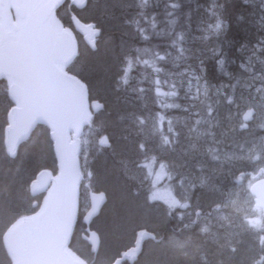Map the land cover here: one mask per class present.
<instances>
[{
  "label": "trees",
  "instance_id": "trees-1",
  "mask_svg": "<svg viewBox=\"0 0 264 264\" xmlns=\"http://www.w3.org/2000/svg\"><path fill=\"white\" fill-rule=\"evenodd\" d=\"M89 6L92 7L91 15L82 11ZM82 9L73 10L82 20L95 21L94 23L101 29V35L95 51L89 50L82 43L79 44L78 54L67 70L86 83L90 102L96 101L101 104V109L96 113H103L106 119L97 121L95 128L98 129L100 136L105 134L109 141L107 146L101 148V152L93 154L88 160H84V156L81 155V160H84L81 165L82 170L90 174V183L92 182L97 190L108 191L112 185L113 187L122 186L129 200L137 197L140 199L144 193L150 191V185L148 186L144 180L134 178L131 174L126 178L120 174L122 170L123 172L127 170L125 162L129 161V157L140 153L135 147L139 142L144 151L149 152L147 153L149 160L153 161L155 157L156 162L165 163L168 169H177L180 178L187 177V197L191 204L188 208L196 209L195 216L205 214L202 204L209 202L215 194L206 186L205 178H203L201 195L196 197L198 171L205 165L206 159L197 158L194 154L187 156L183 150L187 146L186 142L193 140L197 146L206 145L200 142L199 138L195 139L192 136L193 130L198 132L195 126L200 125L199 121L205 108L207 111L209 108L214 111L215 108L211 106L213 101H201L200 95L196 93L190 95L192 99L184 101L186 94L183 95V93L188 91L186 81L189 74L187 73H192L194 82L199 85L202 83V86L206 84L214 86L213 84L216 83L224 87V96L220 102V108L224 107L223 110L220 109L222 113L227 110L228 105L236 102L237 97L240 99L241 95L247 93L244 89H240L239 84L240 80L247 76L248 69L253 68L262 73L264 78L262 67L264 64V19H262L260 0H87ZM56 13L64 25L70 26L67 2H64ZM217 24L220 26L217 27ZM106 26L109 29H106ZM141 28L144 29L143 33L139 31ZM145 35L148 37L147 40L143 39ZM105 40L112 41L111 49L106 53L100 46ZM129 60L131 68L127 63ZM185 66L190 69H186ZM154 67L158 68V72L154 71ZM123 69H127V73ZM175 74L180 77L179 80H182L180 84ZM153 77L163 82L169 80L174 85L171 87L175 89L174 95L169 100L171 107L164 108L166 115L164 119L172 120V124H166L167 120L162 124V143L168 154L157 152L155 136L152 135L151 129L149 127L140 129L134 120L139 117L140 112L146 111L144 114L148 115L156 112V104L153 100ZM205 97L203 95V99ZM11 105L6 83L0 80V219L2 221L8 216L12 217V221L20 215L32 213L35 210L32 201L34 199L39 201L40 197L33 199L29 195L27 189L29 181L41 168H48L53 172L56 170L48 130L42 124L37 125L30 137L18 146L14 157H9L5 153L2 135L7 122L6 113ZM185 108H190L186 117L193 126L190 132L185 131L186 126L181 128L174 122L176 116L187 113L182 112ZM95 120L93 116L91 123L93 124ZM220 121L224 122L222 119ZM217 132L221 140V126ZM236 132L235 127L229 130L227 136L230 147L238 150L241 145L244 147L247 143L256 144L258 147L264 141V121H258L250 132L242 136ZM216 147L219 148L218 145ZM171 150L177 151L173 154V152L169 153ZM245 161L243 158L242 166L247 168L246 171H251L252 174L258 171L255 160H251V164ZM237 163L229 168L231 167V170L236 168L238 172L241 159ZM112 200V205L116 203L112 210L128 207L125 198L122 201L118 197H113ZM112 202L111 198H108L101 213L92 222V228L98 233L108 231L110 234L112 241L105 246L104 254L100 252V249L96 254L90 253L88 245L81 239V234L84 232L81 215L77 216L69 246L88 264L107 263L111 257L118 255L131 243L133 234L138 228H146L154 236L167 235L168 238H159V242L156 240L145 242L136 261L124 264H141L143 260L148 261L149 264H257L255 257H261L260 264H264V242L259 241L258 231L249 230L248 232L249 226L237 227L240 229V238L231 242L226 240L229 245L222 243L223 245L218 247L219 243L213 240L214 223H208L212 226L209 228L207 224L191 221L186 213L180 217L166 215L159 204L149 203L150 201L141 206L140 214L144 216L142 221H134L133 218L125 216L126 218L120 217V220H123H114L112 223L111 214H107L105 218V208ZM180 220L186 223V229L182 228L183 223H180ZM123 228H126L123 231L127 233L124 244L119 231ZM207 230H211V233L207 234ZM102 233L99 234L102 236ZM156 236L155 238H158ZM173 238L177 239L175 243H178L179 247L167 248L163 245L164 242L173 243ZM246 239L251 244L246 245ZM0 264H8L1 246Z\"/></svg>",
  "mask_w": 264,
  "mask_h": 264
},
{
  "label": "water",
  "instance_id": "water-1",
  "mask_svg": "<svg viewBox=\"0 0 264 264\" xmlns=\"http://www.w3.org/2000/svg\"><path fill=\"white\" fill-rule=\"evenodd\" d=\"M65 0H58V7ZM13 0H0V45L5 54L0 56V80L7 86L12 106L7 112L3 130V145L8 156H15L18 145L25 141L37 124L49 131L56 172L42 168L28 185L31 196L44 193L38 209L31 215L15 220L3 233L2 245L11 264H87L69 246L76 223L79 204L80 135L89 124L92 113L85 83L67 71L74 60L78 43L74 31L95 51L100 29L93 22H85L69 9L71 27L49 17L51 28L43 33L12 34L16 21L13 17L23 12L22 6L7 7ZM21 5V0H14ZM87 0H68V8H81ZM10 52V54H8ZM55 73V78L51 73ZM264 95V83H263ZM96 107V102L93 104ZM101 108V104L99 105ZM254 110L242 114L246 123ZM101 144H106L103 137ZM254 205L264 208V178L250 186ZM107 197L103 191H88V207L81 221L85 225L82 238L91 253L100 247L99 234L90 224ZM154 239L146 228L135 230L130 246L121 250L107 264L134 262L145 241Z\"/></svg>",
  "mask_w": 264,
  "mask_h": 264
},
{
  "label": "rangeland",
  "instance_id": "rangeland-1",
  "mask_svg": "<svg viewBox=\"0 0 264 264\" xmlns=\"http://www.w3.org/2000/svg\"><path fill=\"white\" fill-rule=\"evenodd\" d=\"M260 2H262L261 4H262V13H263L262 18H263L264 17V0H260ZM91 10H92V7H90V6L88 8L85 7L84 9H82L83 13L89 14V15H91L90 14ZM105 28L109 29V28H107V26ZM106 41L107 40H105V42L103 41L102 44H100L104 53H106L107 51L109 52V50L111 49V45H112L111 44L112 41H109V42H106ZM262 67L264 68V64H262ZM154 71L158 72L157 67H154ZM177 74H179V73H177ZM187 74H189V76L187 77L188 79L186 81L187 90L189 92L196 93L197 87L199 88V83L194 82V78H192L193 77L192 73H187ZM153 78H154L153 79V95H154L153 100L156 104V112L154 114H149V115L144 114L146 111L140 112L138 114L139 117L135 118L134 120L136 121V123L138 124V127L140 129L144 130L145 127H149V129H151L152 135L155 136V142H156V146H157V148L156 147L155 148H156L157 152L163 153V152H165V149H164L165 145L162 143V141H163L162 124L165 120H167V119H164L166 117V115L164 114V108L171 107L169 100L174 95L175 89H173L171 87L174 85L171 84L169 80H166L163 82V81H160V79L157 77H153ZM175 78L178 79V82L180 83L179 76L175 75ZM263 80H264V78L262 77V73L255 71L253 68L248 69L247 70V76L244 79L242 78V80H240V86H241L240 89H244L245 90L244 92H247V93H244V95H246V94H249V95H246V96L241 95V98L239 100L237 99L235 103L228 105V107H227V110L229 109L228 110L229 112H227L228 117H225L227 119L229 118L228 122L226 123V120H224V122H221L220 121L221 118H218L216 116L215 110L214 111L209 110L207 112V108H205L204 114L200 118L201 121H199L200 125L195 126V127L197 129H199V128H202L203 125H207V126L214 128L215 130H217L221 126V133L226 128H229L228 129V133H229V130H231V129L233 130L234 127H236V129H239L240 127H242L243 122L241 119V114L245 108L251 107V106L257 110V113H256L255 117H253L251 122L253 123V122H258V121H264V98H263V95L261 93ZM219 87H220L219 85H214L211 87V90L212 91L218 90ZM223 88L224 87L219 89L218 92L220 91L223 93ZM237 94L239 95V93H237ZM191 99H192V97H191ZM211 106H213V105H211ZM214 108L216 109V106H214ZM106 112L108 113V111H106ZM188 112H190V111H188ZM188 112L186 114H183V115H178L174 118L175 119L174 122L179 124L181 126V128L186 126V128H185V131L187 130L186 132H190L191 130H193V126L190 125V123L188 122V120L186 118ZM103 116H104L103 113L94 114V117L96 118V120L93 122V124L91 123V125L81 135V141H82L81 154H80L81 165H82V162L84 160H88L93 154L95 155V154L101 152V150H102L101 149L102 145L99 142L100 133L98 132V129H96L95 127L97 126V123H96L97 121H100V119L102 120V118L106 119L105 116L104 117ZM208 118L209 119L212 118V119L209 120ZM105 122H106V120H105ZM166 124H172V120L168 119ZM200 131L201 130H198V132H196L193 130L194 136L193 135L192 136L195 137V139L199 138L198 135H199ZM140 132H143V131L140 130ZM186 135H187V133H186ZM227 135L228 134L225 135V138L223 139L222 144L220 142V145H224L223 148L215 147L213 149L212 147H210L208 145H204V144L202 145L203 147L197 146V144H195V141L193 140L194 142L193 141L186 142L187 146L184 148L183 152L185 155L187 154V156H188V154H194L195 156H197V158L199 156L200 159L202 158L201 155H203L204 158H207L205 165L202 166L201 169H199V173H201L202 178H205L206 175L207 176H211V175L215 176V174L213 173L214 169H215L214 168L215 165L213 166L212 164H210L209 161H213V160H217V159H218L217 161H223L224 160L226 163H222V164H226V166H231V165L238 164L237 161L241 159L240 166L243 169H241V167H240V168H238L239 173H237V171L234 172L235 181H233V183H232V188L230 191V197L228 199L223 200V196H217L216 193L213 194L214 196L209 200V202L202 204L203 210L205 211V216H204V214H200V215L195 216L194 215V211H196L195 208H189L184 213L187 214L188 219H191V221H198V222H201L203 224H208V223L212 224L213 223L212 216L213 215L216 216L217 219L221 220L222 222L218 221V222H216V223L214 222V223L220 224V226L224 227V229L222 230L224 232L220 231L218 236L216 237L217 239L222 238L224 240H228L231 242L232 237H236V236L238 237L239 231L237 230L238 229L237 227H241V226L246 225V226H249L248 232H249V230L258 231L257 236L259 238V241L262 243V242H264V212H263L264 209L261 207H255L253 204V199H252L251 193L249 192V186H250V183L255 180V178H251L247 173H245V172H247L246 171L247 168L242 166V163H243L242 159L245 158V160H246L245 162H250V164H251V160H255L254 163L257 164V167H256L257 170L260 171L262 168L261 172L264 173V142L261 145H259L258 147L256 144L252 145L250 143H247L244 147L241 145V148L238 146L239 147L238 150H234L230 146H225V145H227V141H228ZM228 143H229V141H228ZM135 147H137L138 152H140V153L136 156L133 155L132 157L131 156L129 157V161L125 162V166H127V170L125 169V172H123V170H122L120 174L123 175L124 178L130 176V174H131V176H133L134 178H136L138 180H144L148 183V186L150 185V187H151V185H152L151 189H153V186H156L155 191L153 193H151V189H150V191L149 192L147 191L146 193H144L140 197V199L137 197L136 199L129 200L125 196L126 191H125V189H122L123 188L122 186L121 187H113V185H112L108 188L109 189L108 191L106 189L97 190L95 185L92 182L90 183V180H91L90 174L86 173V170H83V178L81 180L80 195H79V197H80V204H79L80 210L81 209L84 210L87 206V202H88L87 190L88 189L103 191L106 194L107 200H108V198H111V202L113 201L112 200L113 197H118V199L122 200V201L125 198V200L127 201L128 207H122L121 206L122 207L121 209L116 208V210H112L113 206H115V204H116V203H114V205H112L113 204V202H112L109 207L105 208V211H106L105 218L108 216L107 214H111L112 218H113V221H111L112 223L114 222V220L119 221L120 217L124 218L125 216L133 218L134 221H142L144 219V216H142L140 214L141 206L143 205V203L147 204L149 201L153 200L154 197L159 198L162 201H165V198H166V203H169L170 204L169 206L173 210H175V208H177L178 204H180V206L184 205V204L180 203L179 201H177L176 199H174L172 196V192H171V187H173V184L176 185V182L178 181V179H177L178 175H174L171 177L170 169H168V167L165 165V163H160V165L155 166L154 163L152 162V160L151 159L149 160V156H147V153H149V152H146V150L144 151V148H143L141 143L138 142L135 145ZM112 148H114V147H112ZM109 149H111V148H109ZM218 149H220V150H218ZM175 151H177V150H175ZM175 151L171 150V151H169V153L173 152V154H174ZM208 153H209L210 158L208 157ZM227 153H228V155H227ZM165 154H168L167 150H166ZM213 154H215V155L213 156ZM81 155L84 156V160H81ZM215 158H217V159H215ZM175 164H176V162H175ZM210 169H211V171H210ZM87 172H89V171H87ZM235 173H237V174H235ZM252 175H254V173ZM207 179H208V177L205 178L204 182ZM206 186L208 188L212 189V182L206 181ZM164 192H166V194ZM170 198H173V200H171ZM218 199H219V201H218ZM107 200H106V202H107ZM141 200H143L142 203H141ZM106 202L104 203V205L106 204ZM104 205L102 206V209H103ZM0 210H1V208H0ZM111 210H112V212H111ZM100 213H101V211H100ZM239 213H240V215H239ZM236 214H237V216H236ZM231 217L232 218L235 217L234 218L235 220L232 219ZM11 219H12L11 216H8L3 221H2V219H0V246H1V234L3 232V229L11 221ZM121 220H123V219H121ZM127 222H129V221H127ZM223 223L226 224V228H225V225ZM229 223H231L234 226V228H228ZM124 229L126 230V228L119 230V231H121L120 237H121L123 244H124V241L126 240L125 236L127 235L126 232L124 233V231H123ZM99 233H102V232L99 231ZM102 234H103L102 236L99 234L101 237V240H102L101 247H99V249H100V252L102 254H104L105 246L107 245V243L111 242L112 240L110 239V234H108V231H106ZM214 234H216V233L215 232L213 233V237L215 236ZM133 236H134V234H133ZM176 241H177V239L173 238V243L164 242L163 245H166L167 248L176 247V246L179 247L178 243H175ZM158 242H159V240H158ZM220 242H221L220 245H223L222 240H220ZM1 249H2V247H1ZM249 249H250V246H249ZM147 255H148V252H147ZM111 259H112V257H111ZM141 264H149V263H148V261L143 260L141 262Z\"/></svg>",
  "mask_w": 264,
  "mask_h": 264
},
{
  "label": "flooded vegetation",
  "instance_id": "flooded-vegetation-1",
  "mask_svg": "<svg viewBox=\"0 0 264 264\" xmlns=\"http://www.w3.org/2000/svg\"><path fill=\"white\" fill-rule=\"evenodd\" d=\"M256 113H257V110L255 109V115H256ZM225 115H228V114L226 113ZM211 119H209V120H211ZM227 122H228V119L226 118V123ZM254 125H256V122L248 123L245 128L240 127L239 129H237L238 135L242 136L244 133L250 132V130L254 127ZM228 129L229 128H226V129L223 130V132L221 133L222 138L220 140V135L217 132V130H215L214 128H212L210 126L203 125V127L201 128V131L199 133V140H201L206 145H208V146H210V147H212L214 149L218 144H220V142L222 144V141L225 138V135L228 134ZM217 133H218V135H217ZM225 146H230V145L227 142V145H225ZM163 153L165 154V152H163ZM214 155L215 154H213V156ZM201 156H203V155H201ZM164 159H165V157H164ZM215 159H217V158H215ZM217 160L216 161L215 160L209 161L210 164L215 165V169H214V172H213L215 174V176L212 177L213 179L212 178L210 179V182H212V191L214 193H216L217 196H223V200H225V199H228L230 197V191H231V188H232V183H233V181H235L234 172H232L229 169V166H226V164H222V163H226L224 160L223 161H217ZM152 162L154 163L155 166L160 164V162H156L155 157H153V161ZM261 170H262V168H261ZM261 170L256 172V174H254V175H252L251 171H247L245 173H247L251 178H254V177H258V174L261 172ZM221 171H222V173H221ZM170 172H171V177L174 176V175H178V178H177L178 181L176 182V185L173 184V187H171L172 196H173L174 199H176L180 203H183L184 205L180 206V204H178L177 208H175V210H173L169 206L170 204L166 203V198H165V201H162L161 199L156 198V197H154L153 200H151L149 203L154 202V203L159 204L163 208V210H164L166 215H170V216H174V217H180L187 209H189L188 207L191 205L189 203V200H188V197H187V184H188V182H187V178H185V179L180 178V173L179 174L177 173V169L170 170ZM230 172H232V173H230ZM220 174H221V176H220ZM216 175L217 176L219 175V177H217ZM198 176L199 177H197V180H196V197L201 195L202 187H203V178L200 175V173H198ZM226 177H227V179H226ZM220 179L222 181H219ZM211 180H213V181H211ZM155 188H156V186H153V189H151V193H153L155 191ZM164 193L166 194V192H164ZM173 198H170V199L173 200ZM169 222L171 223L170 220H169ZM155 233H157V232H155ZM157 237L160 238V239L161 238H168L167 235L166 236L159 235ZM155 243H157V242L155 241Z\"/></svg>",
  "mask_w": 264,
  "mask_h": 264
},
{
  "label": "bare ground",
  "instance_id": "bare-ground-1",
  "mask_svg": "<svg viewBox=\"0 0 264 264\" xmlns=\"http://www.w3.org/2000/svg\"><path fill=\"white\" fill-rule=\"evenodd\" d=\"M132 1V0H131ZM134 1V0H133ZM158 1V0H157ZM182 2V1H181ZM162 3V2H161ZM262 3V2H261ZM133 4V3H132ZM252 4V3H251ZM253 5V4H252ZM138 6V5H137ZM139 7V6H138ZM255 7V6H254ZM134 9V8H133ZM86 10V9H85ZM135 10V9H134ZM139 10H140V8H139ZM154 10V9H153ZM201 10V9H200ZM84 11V10H83ZM156 11V10H155ZM188 12V11H187ZM181 13V12H180ZM158 14V13H157ZM185 14V13H184ZM202 14H204V13H202ZM263 14V13H262ZM85 15V14H84ZM189 15V14H188ZM260 15H261V13H260ZM162 16V15H161ZM259 18V17H258ZM264 18V17H263ZM262 18V19H263ZM87 20V19H86ZM250 20V19H249ZM190 21V20H189ZM95 22V21H94ZM220 22V21H219ZM249 22V21H248ZM261 22V21H260ZM107 23V22H106ZM264 24V23H263ZM203 26V25H202ZM193 28V27H192ZM208 28V27H207ZM264 30V29H263ZM164 32V31H163ZM256 32V31H255ZM208 34V33H207ZM206 34V35H207ZM189 38H191V37H189ZM103 39V38H102ZM184 40V39H183ZM184 42H186V41H184ZM259 42V41H258ZM135 44V43H134ZM142 44V43H141ZM251 44V43H250ZM185 46V45H184ZM261 46V45H260ZM167 47V46H166ZM259 47V46H258ZM242 49V48H241ZM185 50V49H184ZM246 52V51H245ZM239 53V52H238ZM237 55V54H236ZM163 56V55H162ZM182 56V55H181ZM123 58V57H122ZM127 58V57H126ZM217 58V57H216ZM122 60V59H121ZM218 60V59H217ZM215 62H216V60H215ZM214 62V63H215ZM154 63V62H153ZM125 64H126V62H125ZM215 65H217V63L215 64ZM186 67V66H185ZM158 69V68H157ZM186 69H190L189 67H186ZM217 70H219V69H217ZM122 71V70H121ZM180 71H181V69H180ZM187 72V71H186ZM186 72H184V73H186ZM215 72V71H214ZM219 72V71H218ZM166 73V72H165ZM225 74H226V72H224ZM179 74H181V73H179ZM227 74H229V72L227 73ZM176 75V74H175ZM196 75V74H195ZM227 76V75H226ZM225 76V77H226ZM229 76H231V74L229 75ZM171 77V76H170ZM186 77V76H185ZM180 78V77H179ZM218 78V77H217ZM232 78V77H231ZM183 79V78H182ZM233 80V79H232ZM175 81V80H174ZM182 80H180V82H181ZM239 81V80H238ZM205 83V82H204ZM180 84V83H179ZM202 83H200V85H199V88L197 87V94H199L200 95V99H202L201 101H205V102H207V101H213V103H212V105L213 106H216V109H215V113H216V116L218 117V118H221L220 116H222V120H226V118L225 117H228V115H225L227 112H229L228 110H224V112L222 113V112H220L221 110H223L224 109V107H223V109H221L220 108V106H221V104H220V102H222L221 101V98H222V96H224V93H222V92H218V90L219 89H221L222 87H219L218 88V90H211V87H212V85L210 86V85H208V84H206V86H202L201 85ZM213 85H218V84H216V83H214ZM240 85V84H239ZM171 86V85H170ZM183 86V85H182ZM186 93H183V95L184 94H186V99L184 100V101H186V100H188V99H191V97H190V95H193L194 93H192V92H189V91H185ZM203 95H205L206 97H205V99H203ZM236 97V96H235ZM184 98V97H183ZM122 99V98H121ZM237 99H238V97H237ZM124 100V99H123ZM223 100V99H222ZM239 100V99H238ZM183 102V101H182ZM225 102V101H224ZM178 103H180V102H178ZM228 104V103H227ZM180 105H181V103H180ZM188 105V104H187ZM225 105V104H224ZM189 106V105H188ZM227 106V105H226ZM181 108H182V106H181ZM221 109V110H220ZM138 110H140V109H138ZM190 110V108H185V109H182V112H188ZM212 111V109H208V111ZM207 111V112H208ZM137 112V111H136ZM139 112V111H138ZM137 112V113H138ZM228 114V113H227ZM229 119V118H228ZM243 122V121H242ZM260 124H262V123H260ZM255 126V125H254ZM263 127V126H262ZM236 128V127H235ZM260 129V128H259ZM263 129V128H262ZM198 130H201V128H199ZM206 130V129H205ZM204 130V131H205ZM110 131V130H109ZM196 133V132H195ZM198 134V133H197ZM193 136H194V134H193ZM204 137V136H203ZM203 139V138H202ZM206 140V139H205ZM214 140V139H213ZM155 141V140H154ZM200 142H201V140H200ZM225 142V141H224ZM228 142V141H227ZM153 143V142H152ZM230 144H231V142H230ZM218 146H219V148H223L224 147V145H220V144H218ZM240 146V145H239ZM226 149V148H225ZM216 150V149H215ZM218 150H220V149H218ZM235 150V149H234ZM141 151V150H140ZM217 152V151H216ZM221 152V151H220ZM132 153V152H131ZM218 153V152H217ZM223 153V152H222ZM182 155V154H181ZM187 155V154H186ZM201 155V154H200ZM227 155H228V153H227ZM178 156V155H177ZM195 156V155H194ZM174 157V156H173ZM199 157V156H198ZM208 157H209V153H208ZM195 158V157H194ZM202 158H203V156H202ZM210 158V157H209ZM174 158H172V160H173ZM205 159H207V158H205ZM220 159V158H219ZM199 160V159H198ZM189 161V160H188ZM200 161V160H199ZM216 161V160H215ZM229 161V160H228ZM200 163V162H199ZM198 163V164H199ZM202 163V162H201ZM189 164V163H188ZM187 164V165H188ZM209 164V163H208ZM191 165V164H190ZM204 166V165H203ZM214 166V165H213ZM196 168V167H195ZM214 168H215V166H214ZM200 169V168H199ZM218 169V168H217ZM225 169V168H224ZM230 170H231V167L229 168ZM196 170V169H195ZM204 170V169H203ZM210 171H211V169H210ZM232 172H235L236 171V168L234 169V170H231ZM213 172V171H212ZM217 172V171H216ZM232 172H230V173H232ZM199 173V172H198ZM206 173V172H205ZM221 173H222V171H221ZM238 173V172H237ZM237 173H235V174H237ZM191 174V173H190ZM225 174V173H224ZM229 174V173H228ZM201 175V174H200ZM203 175V174H202ZM211 175V174H210ZM205 176V175H204ZM217 176V175H216ZM220 176H221V174H220ZM224 176V175H223ZM228 176V175H227ZM199 177V176H198ZM206 177H208V179L206 180L207 182H210V179L212 178V177H214V176H205V178ZM217 177H219V175L217 176ZM216 177V178H217ZM225 177V176H224ZM222 178V177H221ZM213 179V178H212ZM226 179H227V177H226ZM197 180V179H196ZM205 180V179H204ZM257 179H255L254 181H252L251 183H250V186L256 181ZM149 181V180H148ZM211 181H213V180H211ZM219 181H222L221 179L219 180ZM146 182V181H145ZM200 182V181H199ZM225 182V181H224ZM223 182V183H224ZM226 184V183H225ZM229 184V183H228ZM250 186H249V192H250ZM179 196V195H178ZM229 197V196H228ZM157 201V200H156ZM218 201H219V199H218ZM159 202V201H158ZM217 202V201H216ZM183 204V203H182ZM189 204V203H188ZM254 204V203H253ZM165 206V205H164ZM208 206V205H207ZM210 206V205H209ZM255 206V205H254ZM211 207V206H210ZM255 207H257V206H255ZM209 209V208H208ZM177 210V209H176ZM171 213V212H170ZM238 214V213H237ZM237 214H236V216H237ZM239 215H240V213H239ZM170 216V215H169ZM204 216H205V214H204ZM168 217V216H167ZM173 217V216H172ZM183 217V216H182ZM210 217V216H209ZM170 218V217H169ZM184 218V217H183ZM211 218V217H210ZM232 218V217H231ZM235 217H233L232 219H234ZM251 218V217H250ZM182 219V218H181ZM178 220V219H177ZM184 220H186V218L184 219ZM188 220V219H187ZM235 220V219H234ZM239 220V219H238ZM181 221V220H180ZM212 221H213V223L215 222H222L221 220H219V219H217V217L216 216H212ZM229 221V220H228ZM173 222V221H172ZM187 222V221H186ZM190 222V221H189ZM206 222V221H205ZM180 223H183V227L182 228H185L186 227V223L184 222V221H181ZM198 223V222H197ZM214 223V226L213 227H215L214 229H212V231L213 232H215L216 234H214L215 236H214V242H218L219 244H218V247L220 246V244H221V242H220V240H222V243H224V245L225 244H228L227 243V241L226 240H224V239H222V238H216L217 236H218V234H219V232L220 231H222L223 229H224V227L223 226H220V224H215ZM243 223V222H242ZM171 224H173V223H171ZM176 224H177V222H176ZM195 224V223H194ZM234 224V223H233ZM238 224V223H237ZM240 224V223H239ZM208 226H209V224H207ZM224 225H225V228H226V224L224 223ZM235 225V224H234ZM179 226V225H178ZM180 226H182V225H180ZM198 226V225H197ZM236 226V225H235ZM200 227V226H199ZM212 228V226H209V228ZM180 228V227H179ZM197 228V227H196ZM228 228H234V226L231 224V223H229V226H228ZM186 229V228H185ZM237 229V228H236ZM235 230V229H234ZM238 231H239V233H238V237L237 238H240V229L238 228L237 229ZM236 230V231H237ZM196 231V230H195ZM194 231V232H195ZM227 231V230H226ZM176 232V231H175ZM179 232V231H178ZM183 232V231H182ZM222 232H224V231H222ZM235 232V231H234ZM173 233V232H172ZM189 233H191V231H189ZM207 234L208 233H211V230L210 231H208L207 230V232H206ZM237 233V232H236ZM153 234V233H152ZM159 234V233H158ZM177 234V233H176ZM228 234V233H227ZM245 234V233H244ZM201 235V234H200ZM223 235V234H222ZM248 235V234H247ZM246 235V236H247ZM154 236V235H153ZM156 236V235H155ZM155 236H154V238H155ZM196 236V235H195ZM206 236V235H205ZM157 237V236H156ZM194 237V236H193ZM212 237V236H211ZM224 237V236H223ZM236 237H232V240H234V239H236ZM249 237V236H248ZM204 238H206V237H204ZM167 239V238H166ZM220 239V240H219ZM248 239V238H247ZM245 240V242H246V245L248 244H251V242L249 241L250 240V237H249V240ZM152 240H155V239H152ZM159 241H160V239H158ZM158 240H156V241H158ZM196 241V240H195ZM242 241V240H241ZM204 242V241H203ZM229 242V241H228ZM244 242V243H245ZM233 243V242H232ZM234 244V243H233ZM229 245V244H228ZM245 245V244H244ZM204 246V245H203ZM220 248H222V247H220ZM220 248H219V250H220ZM224 249V248H223ZM204 251V250H203ZM201 253V252H200ZM255 261H257V264H260L261 263V261H262V258L261 257H259V258H257V257H255ZM112 260V259H111ZM154 262V261H153ZM108 263V262H107ZM106 263V264H107Z\"/></svg>",
  "mask_w": 264,
  "mask_h": 264
},
{
  "label": "snow or ice",
  "instance_id": "snow-or-ice-1",
  "mask_svg": "<svg viewBox=\"0 0 264 264\" xmlns=\"http://www.w3.org/2000/svg\"><path fill=\"white\" fill-rule=\"evenodd\" d=\"M22 6L24 8L23 12H18L16 16L13 17V20L16 21L15 26L12 28V34H35L43 33L46 30L51 28L49 23V17H52L53 20L58 21L54 15V10L58 7V0H21V5H17L14 0L9 2L7 7H18ZM176 7L177 5H172ZM220 25L217 24V27ZM154 28L155 25L153 24ZM141 33L144 32V29L139 30ZM144 40H147L148 37L143 36ZM5 54V49L3 45H0V56ZM10 54V52L8 53ZM128 67L131 68V61L128 62ZM127 73V69H123ZM53 78H55V73H51Z\"/></svg>",
  "mask_w": 264,
  "mask_h": 264
}]
</instances>
